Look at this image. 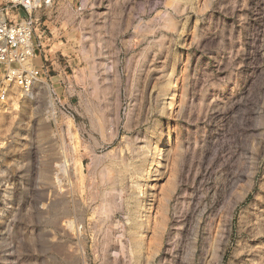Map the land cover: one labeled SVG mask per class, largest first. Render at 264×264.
<instances>
[{"label":"rangeland","instance_id":"374dc122","mask_svg":"<svg viewBox=\"0 0 264 264\" xmlns=\"http://www.w3.org/2000/svg\"><path fill=\"white\" fill-rule=\"evenodd\" d=\"M33 17L37 80L0 101V264H264V0Z\"/></svg>","mask_w":264,"mask_h":264},{"label":"built area","instance_id":"2783aa9c","mask_svg":"<svg viewBox=\"0 0 264 264\" xmlns=\"http://www.w3.org/2000/svg\"><path fill=\"white\" fill-rule=\"evenodd\" d=\"M56 0H0V101L5 99L7 87L17 85L30 93L38 71L27 68L34 51L33 13L52 6ZM22 10L19 21L9 15L10 10Z\"/></svg>","mask_w":264,"mask_h":264},{"label":"bare ground","instance_id":"6f19581e","mask_svg":"<svg viewBox=\"0 0 264 264\" xmlns=\"http://www.w3.org/2000/svg\"><path fill=\"white\" fill-rule=\"evenodd\" d=\"M28 94H29V93H28ZM166 149H167V144H166V142L164 141V142L161 143V145H159V146L157 147V149L155 150V152H154V154H153V158H152L151 165H150V167H149V169H148V173H147L148 177H150V176L156 174V173L159 171V169H160V167H161V165H162V158H163V155H164ZM146 194H147V193H146ZM150 196H151V194H147V199H150ZM145 207H146L145 204H144V207H143V206H139V207H138V210L143 209V208H145ZM147 207H148V206H147ZM147 207H146V208H147ZM141 214H142V213H141ZM138 228H139V227H138ZM140 228H141V226H140ZM135 234H136L138 237L140 236V231H139V229H137V230L135 231Z\"/></svg>","mask_w":264,"mask_h":264}]
</instances>
